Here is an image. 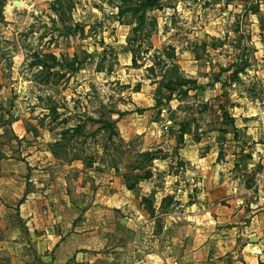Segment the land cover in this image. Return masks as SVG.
<instances>
[{"label": "rangeland", "instance_id": "rangeland-1", "mask_svg": "<svg viewBox=\"0 0 264 264\" xmlns=\"http://www.w3.org/2000/svg\"><path fill=\"white\" fill-rule=\"evenodd\" d=\"M2 175L53 200L64 184L70 220H101L136 254L154 236L126 231L130 213L155 234L197 202V264H264V0H0ZM121 188L128 212L93 205ZM23 200L0 195L17 209L0 212V264L30 239Z\"/></svg>", "mask_w": 264, "mask_h": 264}, {"label": "crops", "instance_id": "crops-1", "mask_svg": "<svg viewBox=\"0 0 264 264\" xmlns=\"http://www.w3.org/2000/svg\"><path fill=\"white\" fill-rule=\"evenodd\" d=\"M10 183L6 176L0 177V195L10 193L13 197L24 199V203L19 207V213L23 222H26L30 239L12 240L13 243L10 244L15 251L12 252L8 264H97L104 258L111 264H197L198 257L205 250L204 245H199L200 238L196 237L195 230L198 225L195 223L199 218L206 220L209 209L201 207L197 202L182 206L183 214L179 217L181 222L169 221L158 228L161 232L155 234L154 222L143 223L145 214L142 209L130 213L131 219H128L125 226L126 231L142 236L143 231L150 228V233L154 236L153 240L148 235L147 240L146 237L143 238L145 250L139 251L141 254H136L134 242L122 240L120 232L114 231L111 234V230L103 226L101 220V223H92L89 219L80 222L73 216L74 219L70 220L71 214L63 210V206L69 204V195L67 189H64V184L61 185V190H57L58 199L53 200L47 193L29 194L22 182L20 186L14 184L8 188ZM135 195H137L135 192L122 188L101 189L95 192L93 205H97L96 208L103 207L107 212L125 213L128 210V203L134 202ZM165 197L161 196V199ZM179 199L181 201L182 198ZM16 210L6 206L0 207V212L3 211L5 214L15 213ZM201 225L206 226L207 222L204 221ZM165 230L170 233L173 230L172 237L168 235L166 241L163 240ZM113 241L115 243H112ZM2 243L0 241V251H8L5 247L9 246H3ZM26 246L33 248L32 256L19 254Z\"/></svg>", "mask_w": 264, "mask_h": 264}, {"label": "trees", "instance_id": "trees-1", "mask_svg": "<svg viewBox=\"0 0 264 264\" xmlns=\"http://www.w3.org/2000/svg\"><path fill=\"white\" fill-rule=\"evenodd\" d=\"M157 1L158 0H144V5H147V7H155L156 4H157ZM124 11H127L128 12V11H130V8H127V10H122V13ZM149 155H150L149 153H142V154H140L141 158H147ZM153 160H155V158H153L152 161ZM139 167H142V166H139ZM139 167L138 168H134V169H139ZM141 169L142 170H145L143 167ZM143 173H145V174H144V176L139 177L140 179L148 178L151 175V172H149V171L147 172L146 170ZM135 185H136V183L132 184V186L129 185V188H134Z\"/></svg>", "mask_w": 264, "mask_h": 264}, {"label": "water", "instance_id": "water-1", "mask_svg": "<svg viewBox=\"0 0 264 264\" xmlns=\"http://www.w3.org/2000/svg\"><path fill=\"white\" fill-rule=\"evenodd\" d=\"M15 4H16V6H21V2H19V1H16Z\"/></svg>", "mask_w": 264, "mask_h": 264}, {"label": "bare ground", "instance_id": "bare-ground-1", "mask_svg": "<svg viewBox=\"0 0 264 264\" xmlns=\"http://www.w3.org/2000/svg\"><path fill=\"white\" fill-rule=\"evenodd\" d=\"M22 4V3H21Z\"/></svg>", "mask_w": 264, "mask_h": 264}]
</instances>
